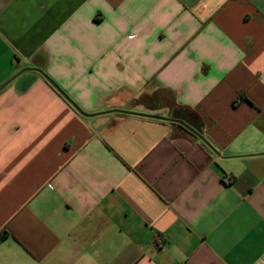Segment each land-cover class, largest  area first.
I'll return each instance as SVG.
<instances>
[{"label": "crops", "instance_id": "0c3cea01", "mask_svg": "<svg viewBox=\"0 0 264 264\" xmlns=\"http://www.w3.org/2000/svg\"><path fill=\"white\" fill-rule=\"evenodd\" d=\"M2 231L0 264H264V0H0Z\"/></svg>", "mask_w": 264, "mask_h": 264}, {"label": "water", "instance_id": "95a60500", "mask_svg": "<svg viewBox=\"0 0 264 264\" xmlns=\"http://www.w3.org/2000/svg\"><path fill=\"white\" fill-rule=\"evenodd\" d=\"M44 78L49 82L47 77L44 76ZM150 117L155 118V119H159V120H163V121H167L171 124H176L179 127H181L183 130H185L187 133L197 137L198 139H200L201 141L204 142L198 127L188 123L187 121H185L181 118H178V117L177 118H162V117H153V116H150Z\"/></svg>", "mask_w": 264, "mask_h": 264}, {"label": "rangeland", "instance_id": "374dc122", "mask_svg": "<svg viewBox=\"0 0 264 264\" xmlns=\"http://www.w3.org/2000/svg\"><path fill=\"white\" fill-rule=\"evenodd\" d=\"M162 95L163 98H161V105H168L167 103L170 101L171 96L165 94L164 92L160 91V94H158V96ZM163 103V104H162Z\"/></svg>", "mask_w": 264, "mask_h": 264}, {"label": "built area", "instance_id": "2783aa9c", "mask_svg": "<svg viewBox=\"0 0 264 264\" xmlns=\"http://www.w3.org/2000/svg\"><path fill=\"white\" fill-rule=\"evenodd\" d=\"M154 243H155L156 248H161L164 246V242L160 238H158Z\"/></svg>", "mask_w": 264, "mask_h": 264}, {"label": "trees", "instance_id": "16d2710c", "mask_svg": "<svg viewBox=\"0 0 264 264\" xmlns=\"http://www.w3.org/2000/svg\"><path fill=\"white\" fill-rule=\"evenodd\" d=\"M177 109V107H174ZM7 237V233L5 231L0 232V243Z\"/></svg>", "mask_w": 264, "mask_h": 264}, {"label": "flooded vegetation", "instance_id": "af4514ba", "mask_svg": "<svg viewBox=\"0 0 264 264\" xmlns=\"http://www.w3.org/2000/svg\"><path fill=\"white\" fill-rule=\"evenodd\" d=\"M168 117H170V118H177V117H171V116H169V115H168ZM175 125H176V124H175Z\"/></svg>", "mask_w": 264, "mask_h": 264}]
</instances>
